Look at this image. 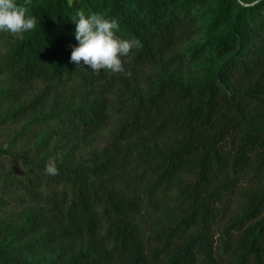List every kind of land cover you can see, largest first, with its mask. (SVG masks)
Listing matches in <instances>:
<instances>
[{
	"label": "trees",
	"instance_id": "1",
	"mask_svg": "<svg viewBox=\"0 0 264 264\" xmlns=\"http://www.w3.org/2000/svg\"><path fill=\"white\" fill-rule=\"evenodd\" d=\"M16 2L37 26L22 38L0 32L8 38L5 69L21 81L70 85L88 100L58 114L75 150L107 126L108 95L137 90L147 66L169 70L199 33L204 44L192 58L220 61L201 81L160 79L147 98L138 90L127 119L88 165L57 162L59 174L48 176V161H25L31 205L17 233L36 235L53 254L49 264H218L213 227L249 181L240 215L223 229L221 254L228 264H264V2ZM80 10L117 19V35L139 42L121 58L123 73L70 62L78 43L70 17ZM11 251L0 248V264H22Z\"/></svg>",
	"mask_w": 264,
	"mask_h": 264
},
{
	"label": "rangeland",
	"instance_id": "2",
	"mask_svg": "<svg viewBox=\"0 0 264 264\" xmlns=\"http://www.w3.org/2000/svg\"><path fill=\"white\" fill-rule=\"evenodd\" d=\"M207 18L202 17L201 26L207 24ZM203 44L204 37L199 33L182 47L181 59L169 70L159 65L147 66L141 71L142 80L137 90L127 93L115 91L108 95L107 126L83 148L75 150L71 147L73 142L68 135L69 128L61 122L58 114L75 109L88 100L77 94L70 85L56 86L40 80H19L5 69L8 38L0 37V248H12L13 251L8 254L22 264H49L53 254L36 241V235L23 237L17 233L31 205L24 185L28 171L25 161L38 164L57 155L59 160L55 159L56 164L62 162L67 168L88 165L89 155L110 142L115 131L127 119V113L139 95L138 90L143 98H147L154 94L160 79L168 77L198 82L208 78L217 69L220 61L213 55L206 53L197 59L192 58L195 49ZM187 179L193 180L190 177ZM251 186L254 183L249 181L239 185L224 218L213 227L218 264H228L230 261L228 255L221 254L222 232L232 216L240 215L243 202L240 193ZM27 243L32 245L28 251L18 253L17 249ZM66 260L61 264H67Z\"/></svg>",
	"mask_w": 264,
	"mask_h": 264
},
{
	"label": "clouds",
	"instance_id": "3",
	"mask_svg": "<svg viewBox=\"0 0 264 264\" xmlns=\"http://www.w3.org/2000/svg\"><path fill=\"white\" fill-rule=\"evenodd\" d=\"M262 3L264 0H255ZM27 3V0H26ZM70 19L75 23L74 38L78 42L73 47L70 62L79 65L81 61L93 72L100 70L123 73L121 58L128 57L139 46L136 40L122 39L117 35L119 23L115 18H106L99 13L77 11ZM37 20L28 13L26 6L16 0H0V32H7L17 38L35 30ZM44 172L56 176L59 170L55 159H49Z\"/></svg>",
	"mask_w": 264,
	"mask_h": 264
}]
</instances>
